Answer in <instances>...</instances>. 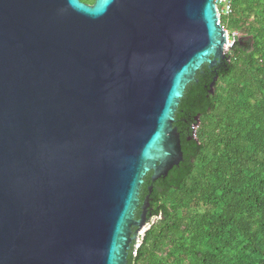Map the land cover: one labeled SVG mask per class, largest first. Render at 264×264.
Wrapping results in <instances>:
<instances>
[{
    "label": "water",
    "instance_id": "obj_1",
    "mask_svg": "<svg viewBox=\"0 0 264 264\" xmlns=\"http://www.w3.org/2000/svg\"><path fill=\"white\" fill-rule=\"evenodd\" d=\"M226 45L214 0H0V264H128Z\"/></svg>",
    "mask_w": 264,
    "mask_h": 264
},
{
    "label": "trees",
    "instance_id": "obj_2",
    "mask_svg": "<svg viewBox=\"0 0 264 264\" xmlns=\"http://www.w3.org/2000/svg\"><path fill=\"white\" fill-rule=\"evenodd\" d=\"M221 24L242 43L187 85L173 125L184 160L145 176L135 219L149 196L150 224L128 264H264V0H233Z\"/></svg>",
    "mask_w": 264,
    "mask_h": 264
},
{
    "label": "built area",
    "instance_id": "obj_3",
    "mask_svg": "<svg viewBox=\"0 0 264 264\" xmlns=\"http://www.w3.org/2000/svg\"><path fill=\"white\" fill-rule=\"evenodd\" d=\"M214 3L216 5V11H217V15L219 17L220 22H221V18L222 17L229 16V15H231L233 13V0H214ZM222 28L226 31V35H227V45H226V47H227V49L229 51V49L232 48L233 45L239 39H241L243 34L241 32H239V31H231L226 26H223V25H222ZM148 228H149V226L147 228H145L140 233L139 239L137 241L136 248L139 246V244L141 242V238L144 236V233L146 232V230Z\"/></svg>",
    "mask_w": 264,
    "mask_h": 264
},
{
    "label": "flooded vegetation",
    "instance_id": "obj_4",
    "mask_svg": "<svg viewBox=\"0 0 264 264\" xmlns=\"http://www.w3.org/2000/svg\"><path fill=\"white\" fill-rule=\"evenodd\" d=\"M133 230L135 231V228Z\"/></svg>",
    "mask_w": 264,
    "mask_h": 264
}]
</instances>
